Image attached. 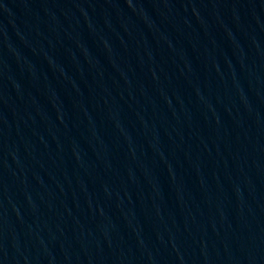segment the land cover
<instances>
[{"label":"water","instance_id":"water-1","mask_svg":"<svg viewBox=\"0 0 264 264\" xmlns=\"http://www.w3.org/2000/svg\"><path fill=\"white\" fill-rule=\"evenodd\" d=\"M0 264H264V0H0Z\"/></svg>","mask_w":264,"mask_h":264}]
</instances>
